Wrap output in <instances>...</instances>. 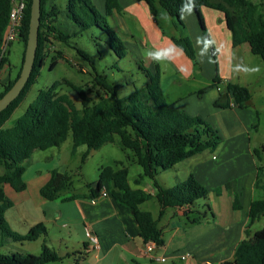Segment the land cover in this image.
I'll return each mask as SVG.
<instances>
[{
  "label": "trees",
  "instance_id": "obj_1",
  "mask_svg": "<svg viewBox=\"0 0 264 264\" xmlns=\"http://www.w3.org/2000/svg\"><path fill=\"white\" fill-rule=\"evenodd\" d=\"M25 1L27 8L19 37L24 43L25 50L21 68L12 79V70L3 53L12 0H0V87L2 88L0 99L13 87L22 71L32 4V0ZM135 1L146 3L155 17L158 16L157 5L160 6L181 26H183V17L188 12L194 11L209 41L211 39L206 31L202 9L218 11L224 16L226 27L231 34L232 47L236 48L247 43L251 52L260 56L264 62V3L257 4L251 0ZM123 11L124 7L120 0H106L104 14L97 10L94 0H67L65 8L57 5L56 0H42L39 45L32 75L21 95L0 113V248L13 242L36 241L47 235L48 228L44 223L34 225L26 235L11 229L7 212L14 206V202L7 196L6 186H10L18 193L25 191L27 189L24 181L25 162L36 150L60 147L69 135L73 138L72 154L82 146L87 147L83 161L91 151L113 143L115 137L119 136L122 147L133 152L134 162L142 168V174L136 183L140 184L144 178L153 180L156 191L154 197L160 205L157 219L151 212L141 210V205L150 201L153 196L131 186L127 167L102 168L98 182L87 185L88 194H74L62 198L64 202L74 201L80 197L95 200L104 196L103 193L106 191L107 196H111L118 204L133 212L144 244L150 241L155 242L157 247L165 244L159 221L168 208L194 207L197 201L209 198V190L192 174L186 181L172 188L163 187L157 180L161 171L170 170L207 150L215 151L222 141L216 130L201 117L189 115L168 104L163 94L161 71L158 66L152 72L141 65L140 68L144 70L147 78L145 86L135 89L129 96L122 98L118 86L109 81L104 74L97 72L93 57L77 47L75 48L77 52L94 70L93 89L69 83L80 98L81 108L67 94L59 93L60 83L56 82L51 87L41 90L24 115L16 120L14 125H8L46 65L49 44L71 46L72 39L78 38L92 27H97L108 35L109 46L116 55L120 59L127 57L129 51L125 42L111 28L107 20L108 17L116 13L121 14ZM174 41L197 64V53L192 40L184 36ZM212 53L216 55L213 45ZM57 61L54 58L51 69L57 66ZM220 82L221 78L217 74L212 87H218ZM93 92L97 100L91 96ZM225 94L226 102L222 103L221 98L224 95H221L216 102L217 107L229 108L233 101L235 107L245 109L252 99L250 90L239 84H229ZM259 175L257 180L260 178ZM71 187H73L72 176L68 172L54 169L48 182L40 189V195L48 201H55ZM207 209L210 210L209 207ZM234 209H242L239 194L236 192ZM192 211L185 213L192 223L202 220L201 217L192 220L190 217ZM200 215L206 217V214L200 213ZM248 217L251 224L264 219V199H255L251 202ZM85 247H88L87 244ZM63 259V256L45 243L39 255L20 252L8 255L0 253V264H50ZM225 264H264V225L250 238L242 241L236 249L234 260Z\"/></svg>",
  "mask_w": 264,
  "mask_h": 264
},
{
  "label": "rangeland",
  "instance_id": "obj_2",
  "mask_svg": "<svg viewBox=\"0 0 264 264\" xmlns=\"http://www.w3.org/2000/svg\"><path fill=\"white\" fill-rule=\"evenodd\" d=\"M251 1L257 4L264 3V0ZM94 2L97 10L104 14L106 0H94ZM120 2L124 7V13L120 15L116 13L107 20L111 28L125 42L129 51L127 57L120 59L110 48L108 35L97 27H92L78 38L72 39L71 46L59 43L49 44L47 63L27 98L13 114L8 123L9 126L14 125L15 121L24 115L41 90L51 87L56 82L60 83L59 93L67 94L81 108L80 98L69 83L93 89L94 70L77 52L75 49L77 47L87 51L93 57L97 72L104 74L109 81L118 86L120 97H127L135 89L145 86L147 78L140 66L154 72V65L158 63V59H162V54L156 49L151 51L150 48L157 45L158 38L147 35L142 15L139 17L140 21H136L134 16L137 15V7L133 6L136 1L120 0ZM56 4L65 8L67 0H56ZM159 9L163 12L158 15L162 35L178 38L184 34L193 41L197 51V64L193 62L196 66L195 73L185 76L172 72L173 77H169L164 82L165 97L169 103L174 101V97H185L187 106L179 110L201 117L216 130L222 141L215 151L207 150L179 163L170 170L161 171L157 180L163 187L172 188L186 181L191 174H195L209 190L210 197L207 200L197 201L190 217L192 220L197 217L203 220L212 219V212L205 204L209 201L213 203L215 196L222 194L221 204L228 205L229 196H233L231 192L239 186V183L248 176L249 181H253L257 173L254 169L264 167V62L260 56L251 52L247 43L232 48L231 37L229 32L225 31L222 19L212 18L207 14L208 12L204 11L206 31L211 39L209 41L204 36L201 24L194 13H190L193 16L192 22L188 21L186 15L183 17V26H181L160 6ZM212 45L216 51L215 56L212 53ZM24 50V43L19 39L7 48L5 55L12 70V79L21 68ZM54 58L58 60L57 66L51 69ZM217 74L221 78L220 90L210 88ZM231 83L247 87L252 94V100L248 106L245 109L237 108L236 113L222 112L216 106L220 95H225L226 88ZM91 96L97 100L94 92ZM236 138L243 140V143H239L237 147L232 146L236 141L232 139ZM243 138L247 142L244 143ZM72 149L73 138L69 135L60 147L34 151L32 157L25 162L24 181L28 186V193L19 194L10 186H6V193L10 199L17 201L21 198L22 200L7 212L11 229L26 235L32 226L44 222L48 227V233L36 241L9 243L0 248V253L8 255L20 252L39 255L45 243L64 257L62 261L50 264H127L118 256V253L105 256L104 239L101 236L99 250L92 242L94 248L90 245L91 243L89 244L90 238L81 220L82 211L77 201L64 202L59 199L51 205L36 207L35 200L29 198L30 195H35V182L40 179L37 178L38 175L43 177L48 171L58 168H63L73 179V187L64 191L62 197L88 194L87 185L97 183L100 171L105 167L114 169L127 167L129 181L133 187H137L136 180L140 178L142 168L134 162L133 152L122 147L119 136L115 137L113 143L91 151L85 161L82 158L87 147L78 148L75 154H72ZM248 149L250 153H247ZM245 154L248 156L245 157ZM142 189L154 190L153 180L144 178ZM255 190L254 199H264V170L257 180ZM89 200L92 202V199ZM243 201H247V198L244 197ZM59 208L64 213L62 218H59ZM141 209L157 216L159 204L154 198L141 205ZM173 211L169 209L168 215ZM200 213L206 214V217H202ZM258 222L255 223V227L260 228ZM85 244L88 247H85ZM129 263L132 264L130 261Z\"/></svg>",
  "mask_w": 264,
  "mask_h": 264
},
{
  "label": "crops",
  "instance_id": "obj_3",
  "mask_svg": "<svg viewBox=\"0 0 264 264\" xmlns=\"http://www.w3.org/2000/svg\"><path fill=\"white\" fill-rule=\"evenodd\" d=\"M134 5L137 7L136 16L138 17L134 16L136 21H140L139 17L142 15L145 29L147 30V35L149 34V37L153 36L158 38L157 45L150 48V50L155 51L156 49L162 54V59H158V63H155L156 65H154V69L156 66H158L161 71V85L164 96H166L164 82L169 77H173L172 72L175 74L181 73L185 76H188L189 74L195 73L196 66L194 65L193 61L184 53V51L176 45L174 41V39H176L175 36L164 37L162 35V28L158 22V16L155 17L152 15L146 3L136 1L134 2L133 6ZM157 10L158 15L163 13L160 11L158 5ZM204 11L208 12L207 14L212 18L222 19L225 24V31L229 32L222 13L212 9L204 8L202 9L203 17ZM191 12L194 13L198 19L196 13L194 11ZM191 12L186 14L189 22H192L193 19L192 14H190ZM165 13L167 12L165 11ZM229 35L231 37L230 32ZM181 36L184 37L185 35L182 34ZM145 46H147L146 41ZM4 76H6V74ZM212 85L210 88H217L220 90L219 85L218 87H212ZM200 93H202V91H200ZM226 99L227 98L225 94L221 98L222 103L226 102ZM185 103V97H174V101L170 103L168 102V104L177 109H185L187 106ZM217 108L222 112L226 111L230 113H236L235 111L237 110V107L234 106L233 101L231 102V107L229 108ZM243 139L244 143L247 142L245 138ZM232 140H236L232 146L236 145L237 147L239 143H243V140H239L238 138ZM247 153H250L249 149L247 150ZM245 155V157L248 156V154ZM59 170L61 172H66L63 168ZM254 170H257V173L253 181H249L248 176L247 179H244V181L239 183V186L231 192L233 196H229L230 198L228 205L225 206V204H221L223 199L222 194L215 196L213 203H210L209 201L208 204H205L210 208L213 214L212 219H202L197 223H192L185 213L193 210L195 206L168 208L164 216L159 221V228L163 231L165 244L161 247H157L152 254H149L145 251V244L140 237L138 224L134 218L133 212L129 208L121 206L111 196H101L99 199L92 200V202H90L89 199H77L74 201H77V204L82 211L81 220L86 226L87 234L90 238L89 244L91 243V237H96L98 238L100 245L101 236V238L104 239L103 247L105 249V256H108L112 253H118V256L123 258L127 264H130L129 261L132 264H225L226 262H231L234 260V255L239 244L245 239L250 238L264 225L263 219L259 222L257 221L260 223V228L257 226L255 227V223L257 222L251 224V221L248 217L250 204L253 200H255L254 193L257 187V176L260 174L259 177H261L264 167H258V169ZM51 171H48L47 175L43 177L40 174L38 175L39 177L37 178L40 179L35 182V195L33 194L29 196L30 200H35L36 207H45L56 201H48L40 195V189L50 179ZM193 175L200 183H202V181H200L195 174ZM136 186L137 187H132L134 189H141L147 193H150L153 196L152 199L155 198V188L151 191L142 189V181L140 184L136 183ZM242 190L243 197L241 198ZM25 192L28 193V186L25 191L20 193ZM235 192L239 194V200L242 205L241 210L234 209ZM244 197L247 198V201L245 202L243 201ZM62 198L63 197L60 198L61 201H63ZM11 200L14 202V206L12 208L16 207L19 202H22L21 198H19L17 201L15 199ZM169 209L174 210L170 215H168ZM58 212L59 218H62L64 216L63 210L59 208ZM159 212L160 205L158 215L154 216L152 213L155 219L159 217ZM90 245H92V243ZM100 248L101 246H98L97 250ZM161 259H164V261Z\"/></svg>",
  "mask_w": 264,
  "mask_h": 264
},
{
  "label": "water",
  "instance_id": "obj_4",
  "mask_svg": "<svg viewBox=\"0 0 264 264\" xmlns=\"http://www.w3.org/2000/svg\"><path fill=\"white\" fill-rule=\"evenodd\" d=\"M42 0H32L29 35L21 74L13 87L0 99V113L5 111L22 93L32 75L39 45Z\"/></svg>",
  "mask_w": 264,
  "mask_h": 264
},
{
  "label": "built area",
  "instance_id": "obj_5",
  "mask_svg": "<svg viewBox=\"0 0 264 264\" xmlns=\"http://www.w3.org/2000/svg\"><path fill=\"white\" fill-rule=\"evenodd\" d=\"M27 8L25 0H12V9L10 12L9 20L6 25V35L3 47V53L5 54L9 45L18 40L21 33V28L23 25V20L25 18V10ZM104 196H107V192L104 191ZM91 242L98 248L99 241L96 237H91ZM157 248L155 242L150 241L145 244V251L152 254ZM164 261V259H161Z\"/></svg>",
  "mask_w": 264,
  "mask_h": 264
}]
</instances>
